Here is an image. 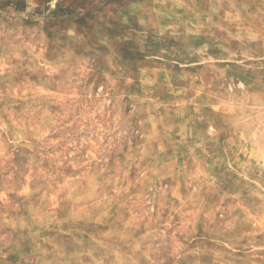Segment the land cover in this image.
Masks as SVG:
<instances>
[{
	"label": "rangeland",
	"instance_id": "rangeland-1",
	"mask_svg": "<svg viewBox=\"0 0 264 264\" xmlns=\"http://www.w3.org/2000/svg\"><path fill=\"white\" fill-rule=\"evenodd\" d=\"M0 264H264V0H0Z\"/></svg>",
	"mask_w": 264,
	"mask_h": 264
}]
</instances>
